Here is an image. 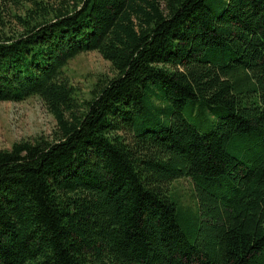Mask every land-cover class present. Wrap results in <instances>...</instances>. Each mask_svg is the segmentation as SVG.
Wrapping results in <instances>:
<instances>
[{"label":"trees","instance_id":"obj_1","mask_svg":"<svg viewBox=\"0 0 264 264\" xmlns=\"http://www.w3.org/2000/svg\"><path fill=\"white\" fill-rule=\"evenodd\" d=\"M9 3L0 102L37 97L56 128L0 150V264H264V0H0V21ZM87 52L115 75L80 99L64 69Z\"/></svg>","mask_w":264,"mask_h":264},{"label":"rangeland","instance_id":"obj_2","mask_svg":"<svg viewBox=\"0 0 264 264\" xmlns=\"http://www.w3.org/2000/svg\"><path fill=\"white\" fill-rule=\"evenodd\" d=\"M3 11L0 30H11L15 27L13 15L23 14L22 5L9 3ZM64 73L77 90L80 99H88L96 83L111 79L115 75L110 64L97 52L77 55L68 62ZM190 123L201 133L211 130L210 125L204 121L190 120ZM55 125L54 118L37 97H30L18 103L0 102V150H9L14 143L33 142L40 137L53 140ZM168 188L170 197L177 203L181 226L192 240L200 226L195 188L192 182L185 178L172 182Z\"/></svg>","mask_w":264,"mask_h":264}]
</instances>
